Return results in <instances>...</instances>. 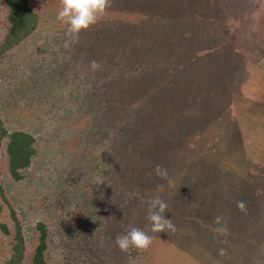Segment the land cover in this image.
I'll return each mask as SVG.
<instances>
[{
  "label": "trees",
  "instance_id": "1",
  "mask_svg": "<svg viewBox=\"0 0 264 264\" xmlns=\"http://www.w3.org/2000/svg\"><path fill=\"white\" fill-rule=\"evenodd\" d=\"M33 1L0 0V80L13 77L12 89L16 92L34 86L54 87L53 90L57 84H60L59 88L66 87L63 90L65 114L82 108L78 114L82 112L83 126L69 138L78 149L92 148L99 138L104 137H109V142L115 139L114 142L120 143L116 141L119 151L112 149L115 167L109 171L113 180L109 174L108 179H102L100 184L92 186L88 183L76 189L66 173L55 192L60 203L56 201L55 204L57 213L46 214L52 219L51 229L42 221L34 224L36 240L27 258H24L21 227L10 211L11 226L0 223V234L9 238L8 256L1 264H23L24 260L27 264H45L54 242L59 244L62 259L69 264H206L198 258L196 248L189 241L193 234L187 237L190 234L187 230L176 228L175 233L167 234L149 231L150 224L146 219L148 201L157 195L164 199L169 205L165 215L172 218L175 226L174 217L181 214L185 219L187 208L198 209L203 220L210 215L213 221L214 207L227 211V207L220 206L218 198L223 197L217 188L223 184L219 173L225 174L222 170L226 168L222 160V139L217 136L211 151L208 150L210 145L206 144H209L208 139L204 144L200 139L197 148L204 155H194L193 160L187 146L191 133L198 132L193 128L198 124L196 122L209 118V114L215 116L217 105L229 102V105H235L234 113H239L241 103L233 98L238 97L236 92L239 90L248 89L246 91L252 95L245 98L263 105L264 69L250 61V56H256L258 63L264 57V43L259 44L260 49L249 39L256 37L259 28L246 33L241 28L232 27L235 18L228 11L227 21L228 15L220 9L223 0H113L102 20L82 32L78 43L65 49L63 44L68 25L56 20L60 0H38L39 5L37 0L32 4ZM14 59L16 65L11 64ZM93 60L100 63L99 70L91 69ZM27 69L30 71L25 75ZM168 87L173 88L174 95L172 106L167 109L160 97L161 90ZM188 96L190 98H186ZM175 99L181 102V108L178 102L174 103ZM141 117L148 120V124L162 119L163 126H159L162 132L144 136L146 128L140 123ZM236 118L229 119V123L233 122L236 129L245 131V124H238ZM252 130L250 126L249 131ZM1 150L7 177L13 183H20L37 155L33 135L20 130L8 131L0 118ZM181 156L193 166L187 171L192 181L188 183L190 193L195 198L192 204L184 193L181 195L183 181H174L173 186L164 191L168 184H161V178L154 172L156 165H162L171 178L172 162H179ZM207 157L215 159L205 164ZM214 163L213 169L208 166ZM250 164L249 182L244 192L247 201L256 203L262 167L257 160ZM182 165L185 162L179 168ZM124 166L129 168V176L125 177L128 183L115 198L118 210L115 218L125 215L126 222L121 227L119 221L115 233L116 236L126 233L130 226L149 231L153 243L145 252L131 249L124 253L112 240L105 242L107 232L103 230L102 220L111 212L104 205L90 203L99 197V188L106 184L104 181L116 182L121 177ZM184 169L185 166L181 171ZM201 176L205 181H201ZM158 185L164 186L162 192L158 191ZM227 186L226 191L234 190L232 184ZM87 189L91 191L89 197L85 196ZM133 190L137 195L129 199L127 194ZM61 196H64L62 201L59 200ZM86 199L89 201L86 215L76 210L78 217L69 222L65 215L66 206L77 205ZM228 214L234 217L236 227L240 226L239 214L236 211ZM104 220L109 221L105 217ZM192 224L196 226L198 222L194 220ZM92 230L96 236L89 234ZM215 249L213 243L208 246V252ZM210 255L215 261L209 264H230L231 255L222 259L218 251Z\"/></svg>",
  "mask_w": 264,
  "mask_h": 264
},
{
  "label": "rangeland",
  "instance_id": "2",
  "mask_svg": "<svg viewBox=\"0 0 264 264\" xmlns=\"http://www.w3.org/2000/svg\"><path fill=\"white\" fill-rule=\"evenodd\" d=\"M33 3H35V0L32 4ZM36 4L39 5L38 0ZM222 4L220 9L223 10L226 15H228V11L231 12L233 14L231 16L235 18L232 27L241 28V30L246 33H253V30L259 28L256 37L252 36L249 37V39L256 43L261 49L262 46L259 44L261 42L264 43V0H223ZM1 14L2 8L0 6V19L2 17ZM229 16L230 15L227 16L228 22ZM1 33L2 30L0 26V34ZM234 34L237 35L236 32H234ZM255 59L256 56H250V61H254L255 65L263 70L264 57L259 63L256 62L257 60ZM48 61H50V59ZM11 64L16 65V60H11ZM28 71L30 70L27 69L24 74L27 75ZM1 73L0 69V74ZM15 75H18V73H15ZM254 76L257 77L256 75ZM11 78L0 80V118L8 131L20 130L33 135L37 155L27 170L25 179L20 183H13L9 180L4 171L5 163L2 154L3 151H0V223L10 227L12 221L9 214L10 211L13 212L14 218L19 223L22 230L25 245L24 258H27L36 240L34 224L38 221H42L51 229L52 219L47 217L46 214L51 211L55 215L57 213L55 209L57 201L55 192L61 186V181L66 177V173H68V177L72 178L76 189H81L88 183L92 186L100 184L102 179H108L109 174L113 180L111 171H113L115 165L114 160L112 161V149L115 152H117V150L119 151V144L116 143L117 140L114 142L115 139L109 142V137H104L102 139L99 138V141L92 148L82 147L78 149L73 141L69 142V138L74 132L75 134L77 133L79 130L78 128L83 126L84 121L82 119V112L78 114V112L82 111V108L75 110L69 115L65 114L64 108L66 107L63 99L66 98V95L63 90H65L66 87L59 88L60 84H57L58 86L53 90L54 87L34 86L32 89H24L23 92H16L12 89L15 81H12ZM60 89L62 90L59 91ZM246 90L248 91V89ZM246 90L241 89L236 92L240 100L237 99L238 97L233 96L237 103H239V101L241 103L239 113H234L235 105H229V102L217 105V117L216 115L212 116L209 114V118L204 119L202 122L199 123L198 120L196 122L198 124H195L193 127L195 128L194 131L198 132L191 133V139L187 146L189 155L191 154L189 157L192 159L194 155H204L200 153V150L197 148V142L200 139H202L200 143L203 144L205 140L208 139L209 144L207 142L206 144L210 145L208 147L209 151L212 150L213 142L216 140L217 136L223 141L222 160L226 164V168L223 169L222 167V173L225 174L218 172L223 179V184L217 186V188L219 187L220 194L223 197V199L218 198V201L221 202L220 206L227 207V211H222L219 207H214L212 212L214 218L216 216H223L224 221L227 222L229 230L228 235L226 237L219 236L215 232L217 225H214L213 219L209 217L210 215L203 220L201 212L198 209L191 210L187 208L186 212H184L187 214L185 219L181 214H177L174 217L177 229H185L190 232L187 237L193 234L189 241L196 248L198 258L206 264L215 261L210 253L214 252L216 254L221 247L227 249V255H231L228 262L230 264H264V141L262 140L264 138H261L264 136V103L260 105L259 103H253L251 98H245L252 95L251 93L248 94ZM161 91V103L163 107L168 109V107L172 106V94L174 90L168 87L165 91ZM195 94H199V92H195ZM186 98H190V96ZM262 99H264V96L261 97V100ZM177 102L181 108V102L175 99L174 103ZM232 103L235 102L232 101ZM200 109L204 117H207L208 115L205 114L204 108L200 106ZM232 117H237L235 120L238 124H245V131L241 132V129L239 131L234 127L233 122L229 123V119L232 120ZM160 121H162V119H159V122L152 121L148 124V120L141 117L140 123L146 128L144 136H150L152 133L158 134L160 131L162 132L159 126L163 125ZM250 126L253 129L252 131H249ZM170 132H172L171 126ZM195 150L196 153L194 154ZM180 158L179 162L178 160L172 162L174 171L171 179L173 181H183L181 185V195L184 193L192 204L195 198H193L190 193L191 187H189L188 183L192 181L188 178L189 172L187 171L193 168V166L189 165L182 156ZM214 159L207 157L205 164ZM129 160L130 157L128 156V161ZM256 160L261 163L262 167V175L259 180L260 194L257 197L256 203H251V200H246L247 197L244 189L249 182L250 162L252 163V161ZM182 162H185V165L179 168ZM177 163L178 167H176ZM106 164H110V166L106 167ZM215 165L216 163L208 166L213 169ZM184 166V171H181ZM123 168L125 169L116 182L104 181L106 184L99 188L101 191H99V197L96 200H90V203L104 205L111 212V214L104 215L109 221L104 220L103 216V220L101 219L104 226L103 230L107 232L104 234L105 242H111L110 240L115 242V230L118 228L116 225L120 221L121 227H123L124 222H126L125 215L119 219L115 218L118 211L115 198L127 188L126 183H128V179L125 177L129 176V168L128 166H124ZM203 168H205L204 165ZM110 169L111 171H109ZM161 180V184H168L166 180ZM201 181H205L202 176ZM230 184L234 186V190L226 191L225 187ZM167 188H169V186L166 187L164 191H168ZM89 194H91V191L87 189L85 196L89 197ZM120 195V199L122 200L123 196L122 194ZM63 197L64 196H61L59 200L62 201ZM238 200H243L246 203L247 214L241 212L237 208ZM250 204L252 206H250ZM88 206L89 201L87 199L80 200L77 202V205L66 206V218L69 222H74L78 217L75 211L79 210L85 214ZM177 207L174 208L176 212L178 211ZM235 211L239 214L237 219L240 226L238 227H236L237 225L233 222L234 217L228 214V212ZM179 213L181 212L179 211ZM190 216L192 217L190 218ZM194 220L198 222L196 226L192 224ZM211 223H213V225H211ZM183 225H185V227H183ZM85 227L90 229L88 225ZM89 234L96 236L93 230L90 231ZM192 237L195 239L193 240ZM222 240H226L227 243H221ZM8 243L9 238L3 237L0 234V264L8 256ZM211 243H213L216 249L208 252V246L210 247ZM52 244L54 246L50 247L45 264H69L66 260L62 259L61 249H59L60 246H58L59 244L56 242ZM222 258L223 257H221V259ZM23 264H27V260H24Z\"/></svg>",
  "mask_w": 264,
  "mask_h": 264
},
{
  "label": "clouds",
  "instance_id": "3",
  "mask_svg": "<svg viewBox=\"0 0 264 264\" xmlns=\"http://www.w3.org/2000/svg\"><path fill=\"white\" fill-rule=\"evenodd\" d=\"M113 0H60V8L58 9L56 20L68 25L65 32V41L63 47L70 49L73 44L79 42L80 34L90 30L97 25L106 15L108 9L111 8ZM93 71L99 70L101 65L93 60L90 62ZM154 172L156 176L167 181L168 186L172 187L174 181L169 177L168 171L162 165H156ZM158 191L164 190L163 185H158ZM129 199L135 197V190L129 192ZM169 208L168 203L159 195L148 201L146 219L150 224L149 231L151 233H175L176 226L172 218L165 215ZM237 208L247 214V205L243 200L237 201ZM214 224L217 225L215 232L219 236L226 237L228 235L227 222L223 216H216ZM149 231L139 227L130 226L126 233L118 234L115 238V245L121 252L127 253L131 249L139 252L147 251L153 243V237L149 235ZM221 243H227L222 240ZM218 255L227 256V249L221 247L218 249Z\"/></svg>",
  "mask_w": 264,
  "mask_h": 264
}]
</instances>
